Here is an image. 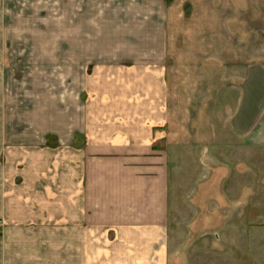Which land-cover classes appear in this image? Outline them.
<instances>
[{"label":"crops","instance_id":"0c3cea01","mask_svg":"<svg viewBox=\"0 0 264 264\" xmlns=\"http://www.w3.org/2000/svg\"><path fill=\"white\" fill-rule=\"evenodd\" d=\"M262 1L144 2L139 41L32 100L0 138V264H178L174 227L264 148Z\"/></svg>","mask_w":264,"mask_h":264},{"label":"rangeland","instance_id":"374dc122","mask_svg":"<svg viewBox=\"0 0 264 264\" xmlns=\"http://www.w3.org/2000/svg\"><path fill=\"white\" fill-rule=\"evenodd\" d=\"M143 3L165 10L171 0H0V138L5 148L7 138L28 131L23 122L32 100L43 99V89L75 90L74 74L87 73L81 72L84 62L99 57L104 68L103 58L119 57L124 42L140 40L139 24L146 18L134 11L146 7ZM60 58L68 65L59 64ZM244 156L241 169L210 186L205 200L216 207L196 208L187 224L173 226L178 264H192L195 250V264H264V148L249 147ZM225 203L227 208H219ZM5 229L0 219V237Z\"/></svg>","mask_w":264,"mask_h":264}]
</instances>
